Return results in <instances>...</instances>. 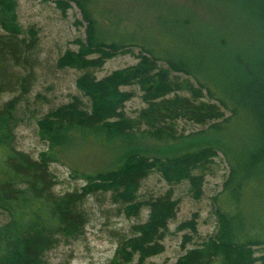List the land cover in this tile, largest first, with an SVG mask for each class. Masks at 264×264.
I'll list each match as a JSON object with an SVG mask.
<instances>
[{"label": "trees", "instance_id": "obj_1", "mask_svg": "<svg viewBox=\"0 0 264 264\" xmlns=\"http://www.w3.org/2000/svg\"><path fill=\"white\" fill-rule=\"evenodd\" d=\"M74 3L84 25L77 51H68L60 65L77 69L102 66L105 59L133 53L137 62L96 79L81 78L79 87L93 102L88 115L77 109L57 112L40 125L47 149L31 159L14 149L9 133L11 105L0 110V264H41L42 252L57 235L83 224L78 202L86 195L112 191L127 217L148 209L145 221L119 240L109 264H144L162 251L168 223L178 210L171 190L139 200L135 191L150 173L169 185L187 180L200 186V174L220 153L227 165L221 189L213 197L219 229L216 237L187 251L171 264H264V209L252 201L264 182V0H210L234 10L239 21L250 25L251 39L229 48L220 31L205 30L211 49L188 45L181 36L153 45L128 31L110 37L98 29L95 0H58ZM13 1L0 0V26L16 33ZM188 21H175L182 28ZM0 36V53L14 52V37ZM13 36V35H12ZM4 77L0 76V91ZM135 86L144 106L135 116L124 104ZM180 121L200 125L185 133ZM90 142L116 150L114 163L105 169L72 168L83 179L79 192L54 195L49 164H65V151L76 142Z\"/></svg>", "mask_w": 264, "mask_h": 264}, {"label": "rangeland", "instance_id": "obj_2", "mask_svg": "<svg viewBox=\"0 0 264 264\" xmlns=\"http://www.w3.org/2000/svg\"><path fill=\"white\" fill-rule=\"evenodd\" d=\"M4 1V0H2ZM14 2L17 32L15 51L0 53V76L4 83L0 91V110L11 105L9 133L12 146L31 159H38L47 149L40 137V125L59 111L77 109L85 116L93 111V102L79 87L80 79L88 75L100 79L110 72L127 68L137 62L133 53L117 54L104 60L99 68L77 69L60 65L68 51H77L78 39L85 36L84 25L77 6L58 0H7ZM99 12L98 29L110 37H122L131 31L151 45L158 39L186 37L190 46L211 49L204 42L205 30L221 32L229 48H238L240 42H249L250 25L239 21L235 12L210 0H95ZM188 21L182 28L175 21ZM1 25V24H0ZM0 26V36L10 35ZM13 35V36H12ZM132 92L125 102L124 112L135 116L144 106L141 92L135 86L124 87ZM178 130L190 133L201 128L189 121H180ZM116 150L106 149L90 142H76L65 151V164H49L54 195L79 192L83 179L72 175V168L97 171L110 167L116 159ZM202 177L195 187L187 180L169 185L158 173L152 172L135 191L139 200H148L171 190L177 201V212L164 232L163 249L149 257L144 264H171L187 251L197 248L217 236L218 221L213 197L221 189L227 174V165L218 153L203 172L191 175ZM252 201L264 209V182ZM112 191L85 195L78 202L83 224L72 232L57 235L55 242L42 252L41 264H109L121 238L131 236L132 227L145 221L148 209L144 207L136 217H127L122 206L110 196ZM0 211V225L7 221Z\"/></svg>", "mask_w": 264, "mask_h": 264}]
</instances>
